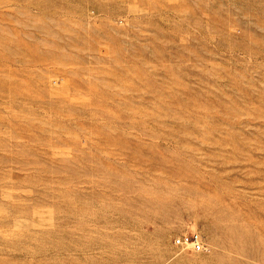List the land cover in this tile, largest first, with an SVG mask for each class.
Instances as JSON below:
<instances>
[{
    "label": "rangeland",
    "instance_id": "obj_1",
    "mask_svg": "<svg viewBox=\"0 0 264 264\" xmlns=\"http://www.w3.org/2000/svg\"><path fill=\"white\" fill-rule=\"evenodd\" d=\"M0 264H264V0H0Z\"/></svg>",
    "mask_w": 264,
    "mask_h": 264
},
{
    "label": "built area",
    "instance_id": "obj_2",
    "mask_svg": "<svg viewBox=\"0 0 264 264\" xmlns=\"http://www.w3.org/2000/svg\"><path fill=\"white\" fill-rule=\"evenodd\" d=\"M174 242L178 247L181 248H191L197 252L210 251V247L207 242L204 240V237L199 232L185 233L179 237H176Z\"/></svg>",
    "mask_w": 264,
    "mask_h": 264
}]
</instances>
